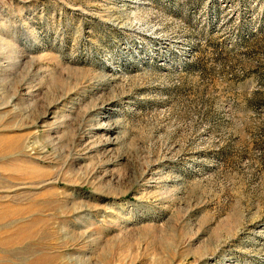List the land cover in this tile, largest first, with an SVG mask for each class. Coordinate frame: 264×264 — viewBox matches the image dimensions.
I'll return each mask as SVG.
<instances>
[{"label": "rangeland", "instance_id": "obj_1", "mask_svg": "<svg viewBox=\"0 0 264 264\" xmlns=\"http://www.w3.org/2000/svg\"><path fill=\"white\" fill-rule=\"evenodd\" d=\"M0 264H264V0H0Z\"/></svg>", "mask_w": 264, "mask_h": 264}]
</instances>
